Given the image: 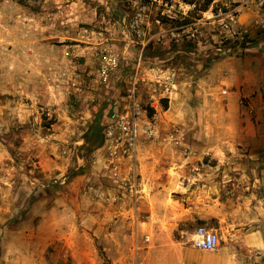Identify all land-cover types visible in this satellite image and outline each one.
I'll list each match as a JSON object with an SVG mask.
<instances>
[{"label":"rangeland","instance_id":"1","mask_svg":"<svg viewBox=\"0 0 264 264\" xmlns=\"http://www.w3.org/2000/svg\"><path fill=\"white\" fill-rule=\"evenodd\" d=\"M206 1L0 0V264H264L216 219L186 218L208 200L193 190L167 189L153 212L139 171L148 145L165 177L210 175L227 203L264 196V3ZM171 73L157 139L133 159L91 148L88 127L124 110L134 77L145 104ZM200 224L213 251L192 247Z\"/></svg>","mask_w":264,"mask_h":264},{"label":"crops","instance_id":"2","mask_svg":"<svg viewBox=\"0 0 264 264\" xmlns=\"http://www.w3.org/2000/svg\"><path fill=\"white\" fill-rule=\"evenodd\" d=\"M249 137L250 136L247 138ZM238 139L244 140V137H238ZM245 144H247V142H245ZM148 150H150L148 145L139 149V154L142 159L140 160L139 158L138 166L143 184H147L148 187L147 198L151 199L154 206L152 209L153 212L156 208V202H160V199L165 197L167 189H170L171 191L182 190L183 192L193 190L195 195H198L200 198H208V200H206V202L205 200L202 201L199 206L195 205L188 209L183 208L184 210H187L183 211L186 218L197 219L203 222L207 219H216L221 227H228L230 231L229 234L233 236L230 240L246 247L249 252H253L255 249L264 248V231L262 230L264 229V196L258 195L257 192L253 191H243L236 195L235 200H232L229 203L224 202L219 187L221 183H218V181L215 180L216 184L212 187V180L209 179L210 175L202 177L203 175L200 174V178H203L204 180L200 181V183L196 182L197 177L195 176L187 177L188 182L185 181V179H181V177H173L172 179L168 176L165 177L161 175V169L155 168V170H152L151 167L154 165L155 161L145 157ZM237 163L240 164L242 161H237ZM94 166L105 168L108 164L105 160H96ZM205 173H207V171H205ZM93 192L96 193L95 190ZM101 192L103 193V190ZM104 192H106V190H104ZM143 197H145V195ZM92 210V225L94 228L100 227V225L103 222H106L107 219L106 217L101 218L100 215L97 216L95 206ZM184 260L190 261V259L186 258ZM236 264H242V262L237 261Z\"/></svg>","mask_w":264,"mask_h":264},{"label":"built area","instance_id":"3","mask_svg":"<svg viewBox=\"0 0 264 264\" xmlns=\"http://www.w3.org/2000/svg\"><path fill=\"white\" fill-rule=\"evenodd\" d=\"M264 3V0H257ZM174 73L166 79L157 78L148 89L147 102L144 104L141 98V85L135 77L126 87L124 110L119 111L113 107L103 124V147L107 150L120 149L122 155L128 159L136 156L137 143L140 137L148 140L157 139L161 134V126L155 113L159 100L164 97V92L175 88ZM154 109V113L148 114L146 107ZM174 139V134L166 136ZM111 167L112 176L118 177L117 165L110 160L107 163ZM192 247L202 251H213L219 244V237L212 229L204 224L197 225L191 237Z\"/></svg>","mask_w":264,"mask_h":264},{"label":"trees","instance_id":"4","mask_svg":"<svg viewBox=\"0 0 264 264\" xmlns=\"http://www.w3.org/2000/svg\"><path fill=\"white\" fill-rule=\"evenodd\" d=\"M210 1L211 0H207L201 8H206ZM97 122L98 121L94 119L85 134V140L90 142L92 149L100 147L103 143V125H99ZM199 222L203 221L199 220Z\"/></svg>","mask_w":264,"mask_h":264},{"label":"bare ground","instance_id":"5","mask_svg":"<svg viewBox=\"0 0 264 264\" xmlns=\"http://www.w3.org/2000/svg\"><path fill=\"white\" fill-rule=\"evenodd\" d=\"M199 256V255H198Z\"/></svg>","mask_w":264,"mask_h":264}]
</instances>
